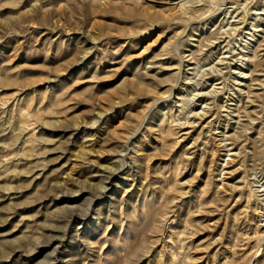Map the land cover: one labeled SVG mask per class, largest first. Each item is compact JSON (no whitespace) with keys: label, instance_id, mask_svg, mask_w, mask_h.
I'll return each instance as SVG.
<instances>
[{"label":"rangeland","instance_id":"374dc122","mask_svg":"<svg viewBox=\"0 0 264 264\" xmlns=\"http://www.w3.org/2000/svg\"><path fill=\"white\" fill-rule=\"evenodd\" d=\"M0 264H264V0H0Z\"/></svg>","mask_w":264,"mask_h":264},{"label":"bare ground","instance_id":"6f19581e","mask_svg":"<svg viewBox=\"0 0 264 264\" xmlns=\"http://www.w3.org/2000/svg\"><path fill=\"white\" fill-rule=\"evenodd\" d=\"M140 17H141V16H140ZM143 17H145V16H143ZM143 17H142V18H143ZM17 138H18V137H17ZM18 139H19V138H18ZM4 147H5V146H4ZM9 147H10V146H9ZM13 147H14V146H13ZM13 147H12V148H13ZM16 159H17V158H16ZM17 160H18V159H17ZM109 179H110V178H109ZM6 186H7V185H6ZM5 189H7V188H5ZM5 191H6V190H5ZM7 191L9 192L10 190H7ZM7 191H6V192H7ZM2 192H3V191H2ZM10 192H11V191H10ZM10 192H9V193H10ZM10 194H11V193H10ZM8 197H9V196H8Z\"/></svg>","mask_w":264,"mask_h":264}]
</instances>
